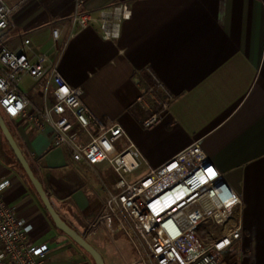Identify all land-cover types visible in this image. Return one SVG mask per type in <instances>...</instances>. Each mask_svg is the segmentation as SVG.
Wrapping results in <instances>:
<instances>
[{
  "label": "crops",
  "instance_id": "0c3cea01",
  "mask_svg": "<svg viewBox=\"0 0 264 264\" xmlns=\"http://www.w3.org/2000/svg\"><path fill=\"white\" fill-rule=\"evenodd\" d=\"M13 13L3 41L13 49L30 38L34 53L54 61L68 40L74 0H9ZM96 19L69 38L59 72L82 86L84 102L103 124L118 122L143 159L127 178L144 176L199 141L243 201V235L224 252L223 264H264V0H84ZM128 2L132 16L118 39L103 38L102 9ZM59 29L55 41L52 31ZM58 47V49H57ZM172 99L161 111L165 92ZM26 91L40 108L41 90ZM155 86L154 94L148 92ZM21 89V88H20ZM30 108L29 110H31ZM159 121L146 127L153 113ZM14 137L62 218L103 255L106 264H135L129 242L98 223L117 174L107 162L97 173L53 145L48 126L10 120ZM0 176L11 180L5 201L34 225L33 240L47 242L46 264H94L51 220L0 130Z\"/></svg>",
  "mask_w": 264,
  "mask_h": 264
},
{
  "label": "built area",
  "instance_id": "2783aa9c",
  "mask_svg": "<svg viewBox=\"0 0 264 264\" xmlns=\"http://www.w3.org/2000/svg\"><path fill=\"white\" fill-rule=\"evenodd\" d=\"M84 6V0H74L68 40L96 20ZM12 13L9 0H0V112L10 120L24 117L35 129L48 126L55 147L67 148L74 161L96 173V165L102 162L113 168L117 178L110 186L103 183L106 201L98 223L125 236L137 256L135 264H223L224 252L243 235V201L200 142L149 168L137 180H129L127 176L139 167L143 156L132 142L118 152L117 143L127 137L126 130L118 122L98 120L84 102L83 87L70 85L59 72L68 40L57 47L54 61L45 53H34L28 37L20 48H10L2 36ZM131 16L128 2L102 9L103 38L118 39L122 23ZM52 34L57 42L59 29ZM24 76L40 83V108H32L30 98L20 89ZM154 79L165 92L161 102V111H165L172 96ZM155 89L150 86L148 92L154 94ZM158 121L155 112L144 124L151 127ZM10 187L11 180L0 176V264H46L51 247L47 242L36 243L34 225L18 217L5 201Z\"/></svg>",
  "mask_w": 264,
  "mask_h": 264
},
{
  "label": "water",
  "instance_id": "95a60500",
  "mask_svg": "<svg viewBox=\"0 0 264 264\" xmlns=\"http://www.w3.org/2000/svg\"><path fill=\"white\" fill-rule=\"evenodd\" d=\"M0 130L4 135L6 141L8 142L9 146L11 147L12 151L14 152L19 163L21 164L32 186L39 195L41 201L43 202L55 226L63 233H65L67 236H69L72 239V241L75 242L79 247H81L84 251H86L92 257L95 264H106L105 259L101 254V252L95 246H93L84 236H82L77 230L71 227L55 209L47 191L45 190L41 181L37 178V176L33 172L29 164V161L27 160L19 144L17 143L15 137L12 134V131L10 130L1 112H0Z\"/></svg>",
  "mask_w": 264,
  "mask_h": 264
},
{
  "label": "rangeland",
  "instance_id": "374dc122",
  "mask_svg": "<svg viewBox=\"0 0 264 264\" xmlns=\"http://www.w3.org/2000/svg\"><path fill=\"white\" fill-rule=\"evenodd\" d=\"M32 81H31V79L29 80H27L26 82H25V80L24 81H20V88H21V90L22 91H26L27 90V87L29 86V84L31 83ZM32 91H33V93H38L39 92V90H41V87H40V83H36V84H34L33 86H32ZM6 120L8 121V123H9V125H10V119L8 118V117H6ZM107 184L110 186L112 183H110V182H107ZM123 238L126 240V241H128L126 238H125V236H123ZM76 244V243H75ZM77 245V244H76ZM129 246V248H131V252H132V254L134 253V259H135V261H136V259H137V256H136V254H135V252H134V249H133V247L130 245V243L128 244ZM78 246V245H77ZM78 248H80L81 250H83L81 247H79L78 246ZM84 251V250H83Z\"/></svg>",
  "mask_w": 264,
  "mask_h": 264
},
{
  "label": "trees",
  "instance_id": "16d2710c",
  "mask_svg": "<svg viewBox=\"0 0 264 264\" xmlns=\"http://www.w3.org/2000/svg\"><path fill=\"white\" fill-rule=\"evenodd\" d=\"M1 114H2V116L4 117V119L6 120V116L1 112ZM6 122H7V124H8V126H9V128H10V130L12 131V129H11V127H10V125H9V123H8V121L6 120ZM13 132V131H12ZM13 134V136H14V133H12ZM12 150V149H11ZM13 152V151H12ZM13 154H14V152H13ZM14 156H15V154H14ZM15 160H16V162L19 164V166L21 167V169H22V172H23V174L25 175V177L28 179V177H27V175H26V173H25V171L23 170V168H22V166H21V164L19 163V161H18V159L16 158V156H15ZM30 164V166H31V168H32V170H33V172L35 173V170H34V168H33V166H32V164L31 163H29ZM35 175H36V173H35ZM37 176V175H36ZM38 178V177H37ZM29 180V179H28ZM30 181V180H29ZM50 216V215H49ZM51 218V217H50ZM52 220V219H51ZM54 223V222H53ZM91 259H92V257L86 252V251H84ZM92 261L94 262V260L92 259ZM230 264H233L232 262H229ZM94 264H95V262H94Z\"/></svg>",
  "mask_w": 264,
  "mask_h": 264
},
{
  "label": "snow or ice",
  "instance_id": "6c2138e0",
  "mask_svg": "<svg viewBox=\"0 0 264 264\" xmlns=\"http://www.w3.org/2000/svg\"><path fill=\"white\" fill-rule=\"evenodd\" d=\"M210 173H211V170H210Z\"/></svg>",
  "mask_w": 264,
  "mask_h": 264
}]
</instances>
